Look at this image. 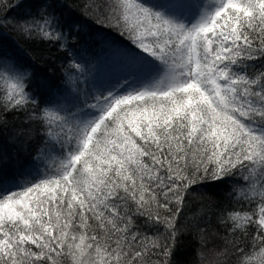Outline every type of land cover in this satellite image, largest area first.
<instances>
[{
	"label": "snow or ice",
	"instance_id": "obj_1",
	"mask_svg": "<svg viewBox=\"0 0 264 264\" xmlns=\"http://www.w3.org/2000/svg\"><path fill=\"white\" fill-rule=\"evenodd\" d=\"M24 2L0 0V37L14 27L67 52L62 0L10 17ZM84 9L130 41L114 50V80L94 93L41 95L34 73L0 51V129L12 114L22 125L13 139L39 137L33 178L0 177V264H174L180 218L208 182H231L238 206L216 212L230 237L216 264H264V0ZM212 210L191 227L202 234L197 218Z\"/></svg>",
	"mask_w": 264,
	"mask_h": 264
},
{
	"label": "trees",
	"instance_id": "obj_2",
	"mask_svg": "<svg viewBox=\"0 0 264 264\" xmlns=\"http://www.w3.org/2000/svg\"><path fill=\"white\" fill-rule=\"evenodd\" d=\"M92 0H62L63 7L57 9L60 15L61 30L69 34V43L72 45L67 52L60 50L57 44L42 42L38 39H29L9 27L4 36L0 37V51L13 53L18 60L34 73L31 87L37 89L41 95L47 94L49 86H62L71 90L73 87L83 92L94 93L97 86L105 84L98 77L101 69L107 71L116 69L118 58L115 48L128 46L130 41L127 35H121L117 27H109L107 23H98V16L84 9L85 3ZM157 5L167 6L171 0H153ZM35 0H25L23 5L9 13L10 17L21 19L26 16L29 8H34ZM73 57L76 63L83 67V73L69 68ZM76 78L75 84L68 77ZM115 75H110L113 81ZM67 102V101H63ZM7 126L0 129V177L5 180L15 179L23 181L32 179L25 175L39 164L36 160L37 138L28 140L24 136L14 137V133L22 127L18 121L12 120V114L6 116ZM42 168V165H41ZM230 183L216 184L208 182L205 191L196 192L189 199L188 207L184 209L180 218L182 231L179 233L175 251L172 257L174 264H216L217 253L226 247L225 237L229 234L225 227L216 219V212L220 208L232 210L234 198L229 199L227 193L231 191ZM212 202L213 210L202 219L197 218L200 227L205 231L201 234L191 227L193 218L202 207ZM238 207V206H235ZM163 233V228L160 229ZM254 234V233H253ZM230 238V237H229ZM230 259L228 264H232ZM222 264V261H221Z\"/></svg>",
	"mask_w": 264,
	"mask_h": 264
},
{
	"label": "rangeland",
	"instance_id": "obj_3",
	"mask_svg": "<svg viewBox=\"0 0 264 264\" xmlns=\"http://www.w3.org/2000/svg\"><path fill=\"white\" fill-rule=\"evenodd\" d=\"M154 3V2H153ZM116 74V69H111L110 71H107L105 67H103L100 71V73L98 74V77L101 78L102 80L105 81V84L112 82L109 81L108 78L110 77V75H115Z\"/></svg>",
	"mask_w": 264,
	"mask_h": 264
}]
</instances>
